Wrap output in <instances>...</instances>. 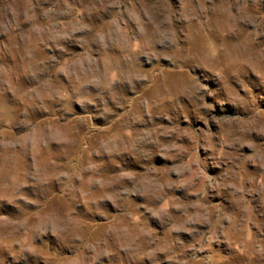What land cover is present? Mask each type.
I'll return each mask as SVG.
<instances>
[{"label": "rangeland", "instance_id": "obj_1", "mask_svg": "<svg viewBox=\"0 0 264 264\" xmlns=\"http://www.w3.org/2000/svg\"><path fill=\"white\" fill-rule=\"evenodd\" d=\"M0 264H264V0H0Z\"/></svg>", "mask_w": 264, "mask_h": 264}]
</instances>
